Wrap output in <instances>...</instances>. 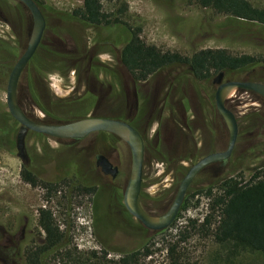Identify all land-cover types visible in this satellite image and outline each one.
<instances>
[{
	"label": "rangeland",
	"instance_id": "obj_1",
	"mask_svg": "<svg viewBox=\"0 0 264 264\" xmlns=\"http://www.w3.org/2000/svg\"><path fill=\"white\" fill-rule=\"evenodd\" d=\"M39 1L47 22L41 45L50 64L42 67V54L34 61L40 70L29 64L27 70L38 77L40 95L35 101L25 81L19 102L29 115L42 118L41 110L34 106L38 102L57 122L92 116L129 122L135 117L140 119L145 139L141 201L147 211L165 213L188 170L208 154L228 147V129L216 108L215 97L210 99L217 90L213 84L216 75L200 85L187 68L171 67L138 83L134 90L132 79L119 62L120 49L114 44L124 39L119 32L85 29L71 21L69 15L82 7V0ZM248 1L264 8V0ZM102 4L106 14L119 15L126 29L138 32L147 45L163 52L191 57L202 50L226 49L233 55L264 59V28L204 9L196 0H102ZM32 28L31 13L22 3L0 0V116L8 112V78L28 47ZM247 80L264 84V66L255 68ZM226 105L239 123L234 151L229 160L208 166L195 178L170 228L157 234L131 216L129 220L119 219L109 206V190L104 188L98 198L103 229L95 235L92 199L76 198L73 213L64 216L59 195L48 208L57 214L62 229L65 221L71 222L73 243L84 251L99 250L103 244L112 252V258L148 243L154 254L146 259L147 264H168V247L179 242L190 264H212L215 247L211 231L205 230L203 224L213 214L211 205L214 196L221 193L220 184L229 179L248 182L264 167V99L237 89ZM89 142H99L100 151H109L111 146L118 150L128 182L132 165L129 148L110 136ZM0 145V224L8 221L5 199L12 198L18 210L28 207L33 215L34 233L29 240L32 246L44 236L36 210L46 204L45 193L22 182L21 161L5 151L2 138ZM87 158V154L59 153L39 157L36 163L49 172H61L72 162L80 169L86 167ZM210 189L212 195H208ZM234 264H264V256L243 255Z\"/></svg>",
	"mask_w": 264,
	"mask_h": 264
},
{
	"label": "trees",
	"instance_id": "obj_2",
	"mask_svg": "<svg viewBox=\"0 0 264 264\" xmlns=\"http://www.w3.org/2000/svg\"><path fill=\"white\" fill-rule=\"evenodd\" d=\"M82 1V7L69 15V19L85 29L107 28L109 31L119 32L124 37L118 42L123 46L122 63L137 82L145 81L151 75L171 67L187 68L200 85L206 84L213 75L217 77L221 72L229 80L246 81L255 68L264 66L262 58L237 56L226 49L202 50L191 57L163 52L147 45L138 32L126 29L125 22L119 15L106 14L102 0ZM35 2L42 9L40 1ZM196 3L233 20L264 28V8L255 7L248 0H196ZM53 13L63 15L58 11ZM43 49L44 46L41 45L30 62V67L34 66L33 69L37 71L40 66L35 67L34 61L39 54L44 56L42 67L50 64ZM33 97L37 101L39 95L34 94ZM214 97L215 95L210 96V99L213 100ZM41 108L44 109L42 106ZM4 135H7L6 132ZM25 180L29 181L26 177ZM220 189V195L214 196L211 205L214 228L211 217H207L203 224L205 230L208 228L211 231L215 247L212 264H234L243 255L264 256V167L250 181L229 179L220 184ZM93 193L94 189L91 194ZM208 195H212L211 189ZM39 225L45 232V241L43 244L37 242L30 246L25 254L26 264H147L146 259L154 254L148 243L119 253L116 258L110 257L112 252L103 244L99 250H80L73 243L71 222L65 221V228L62 229L49 212H42ZM94 229L95 235L103 229L102 217L97 218ZM156 233L162 234L163 231ZM168 264H190L187 253L179 242L169 245Z\"/></svg>",
	"mask_w": 264,
	"mask_h": 264
},
{
	"label": "flooded vegetation",
	"instance_id": "obj_3",
	"mask_svg": "<svg viewBox=\"0 0 264 264\" xmlns=\"http://www.w3.org/2000/svg\"><path fill=\"white\" fill-rule=\"evenodd\" d=\"M118 42H119L118 40L114 41V44L120 49L119 62L121 63L122 68L125 70L127 75H129V77L132 79V84L134 85V90H135L136 87L138 86V83L146 82L149 78L141 82L135 81L132 73L128 71V69L122 63L121 52L123 46ZM105 43H111V42L105 41ZM5 50L6 49H4V53ZM28 66L23 71L20 77L17 95H19L20 91L22 90V84L25 81H26L25 84H28V86L26 85L25 87L28 93H30L31 95L40 93L39 92L40 85H39L38 77L34 76L31 70L30 71L27 70ZM28 73L31 76V83L28 81V75H27ZM9 78H8V83H9ZM228 81H237V80H229L224 76L223 83ZM216 86L218 87V85ZM32 98L35 100L33 96ZM18 103L22 108L23 112L26 114V116L34 122L44 125H57V124L72 122V121H68V122L54 121L52 118H50V114L46 110L44 111V109L41 108V105H39V103L37 102H35L34 106L38 107L41 110L42 118L37 117L35 115L33 116L29 115L26 109L24 108V106L19 102V99H18ZM98 118H103V117H98ZM124 122L130 124L132 127L137 129L144 139L143 131L141 129L142 122H140V119L135 117L134 121L129 122L125 120ZM131 123L135 124L136 126H133ZM22 128L23 126L11 115L9 109L7 114H3L2 116H0V138H2L3 140L5 151L10 155L18 157V159L21 161L20 178L22 182L28 185L31 189L42 190L45 193L44 199L46 204L45 205L42 204L40 208L36 210L38 225L42 212L51 213L53 218L56 219V221L58 222L57 214L53 212L51 207L48 208V205L50 201L59 198V195H60L59 198L60 200L59 199L58 200L60 201V204L63 206L64 216L71 215L73 213V206L76 198L90 197L92 199V215L94 217V220L96 221L98 217L100 218L102 217V210L98 198L104 188L109 190L110 193L109 206L111 207V209L114 210L113 212H115L118 215L119 219L129 220L128 216L134 218L124 205V191L126 189L128 182L126 181V174L124 173L125 171L123 170L122 162L120 161L122 158L121 155L119 154L118 150L113 146H111L109 151H102V150L100 151L99 142L93 144L92 142H89L92 141V139H97V138L101 139L102 136H110L111 138L117 140V142H121L129 148V146L124 141H122L120 138H118L113 134L104 133V132L93 133L84 139L66 140V139L50 137L44 134H39L31 130H28L25 136L24 145L23 147H20L18 145V136ZM5 132L7 135H4ZM39 140L47 141L48 144L46 145L42 144L39 142ZM83 142H85V144L82 146ZM216 152H220V151H216ZM59 153H71L73 155L87 154L88 158L86 162V167L80 169L76 163L72 162L68 167H66V169H64L61 172H49L36 163V159L39 157H44V156L51 157ZM101 158L107 159V161L111 164V166L114 169H117V172L114 174L105 173L103 171V167L99 165V160ZM25 177L29 181H26ZM92 189H94L93 194H91ZM118 193L120 194V196H118ZM11 195H13V193H11ZM4 201L7 204V209L9 212L8 214L7 212L5 214V217H8L7 224L6 223L0 224V234L3 239V241L0 242V264H24V263L26 264L25 254L28 252L30 248L29 240L34 233L33 229L31 228L32 216H33L32 211H30L28 207H26L23 211L18 210L14 206L12 198L5 199ZM148 212L154 215H159L150 211ZM40 230L44 236L39 241L40 243L43 244L45 241V232L42 229V227H40Z\"/></svg>",
	"mask_w": 264,
	"mask_h": 264
},
{
	"label": "water",
	"instance_id": "obj_4",
	"mask_svg": "<svg viewBox=\"0 0 264 264\" xmlns=\"http://www.w3.org/2000/svg\"><path fill=\"white\" fill-rule=\"evenodd\" d=\"M16 1L22 3L29 10L33 19V28L28 47L14 66L7 87V106L9 112L23 126L18 136V145L23 147L28 130L66 140L84 139L93 133L100 132L117 136L129 146L132 154L131 174L124 191L125 207L136 220L141 222L150 231L160 232L170 228L177 219L188 189L197 175L209 165L228 160L234 151L239 136V123L235 113L226 105L228 96L234 89H239L256 93L264 98V84L253 81H228L223 83L224 72H221L213 80V83L218 85L215 93L216 108L229 132L228 147L225 151L211 153L194 164L182 180L171 207L162 215H154L145 210L141 202L145 142L137 129L124 121L98 117H87L57 125H44L32 121L23 112L17 97L19 80L43 40L47 23L42 9L35 0ZM99 165L103 167L105 173L114 174L117 172V169H114L105 158L99 160Z\"/></svg>",
	"mask_w": 264,
	"mask_h": 264
},
{
	"label": "bare ground",
	"instance_id": "obj_5",
	"mask_svg": "<svg viewBox=\"0 0 264 264\" xmlns=\"http://www.w3.org/2000/svg\"><path fill=\"white\" fill-rule=\"evenodd\" d=\"M237 89H234L231 94L228 96V100H232V98H234V96L236 95Z\"/></svg>",
	"mask_w": 264,
	"mask_h": 264
}]
</instances>
